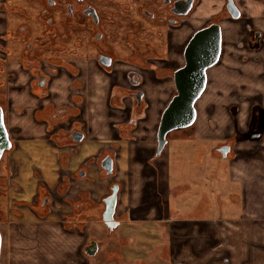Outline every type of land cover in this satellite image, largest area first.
<instances>
[{
  "label": "crops",
  "instance_id": "0c3cea01",
  "mask_svg": "<svg viewBox=\"0 0 264 264\" xmlns=\"http://www.w3.org/2000/svg\"><path fill=\"white\" fill-rule=\"evenodd\" d=\"M235 2L252 17L254 26L264 32V2ZM225 5L226 0L196 1L183 17V26L176 35L170 36V43L185 46L196 30L226 13ZM219 20L223 28V49L220 61L207 69L206 91L196 104L200 123L191 131L179 129L181 134L176 136L215 140L213 134L220 135V141L211 152L224 162L228 173L225 189H229L233 200L227 204V216L231 217L221 220L222 229L207 225L204 234L194 229L193 236H196L192 246L180 243L173 236L176 230L187 227L190 220L186 216L169 218L172 240L157 248H162V254L165 252L167 257L165 247L175 249L176 243L179 244L180 249L173 254L171 264H264V158L233 156L236 148L248 149L254 143L264 151V121L259 123L262 113H256L257 126L261 128L254 132L258 134L254 136L256 139L241 137L227 156L216 150L253 118L248 109L250 105L239 102L259 92L264 94V47L259 50L239 47L244 35L240 24L225 16ZM162 52L164 54L158 55L151 50L148 68L142 70L144 79L139 87L144 91V104L135 124L130 122L133 100L130 97L112 100L111 95L116 87L128 88L121 72L138 65L137 53L130 55L129 63L118 65V81H114L111 73L100 67L94 57L75 59L73 67H52L48 71L52 81L45 89L46 96L36 90L33 83L26 82V70L19 71L18 86L13 87L12 92L15 99L3 101L5 124L12 142L6 156L8 174L4 176L7 195L10 199L24 201L14 210L10 206L11 220L3 223L10 225H6L5 235L0 230L2 238L15 231L11 237L13 249L9 253L11 264H116V258L118 264H130L115 250L121 247L118 239L111 241L118 234V223L109 233L102 221L104 199L116 183L119 184L116 210L122 221L145 218L149 207L163 215L179 212L168 199L175 187H184L181 181H172L174 166L167 157L170 148L165 151L164 147L156 155L161 114L175 94L173 72L176 67L158 68L155 57L166 58L179 67L184 63V55L174 48H164ZM77 77H80L78 92L73 94L71 81ZM262 104L264 107V101ZM46 107L51 111L65 110L68 114L50 119L40 114ZM74 130L83 134L81 141L72 137ZM100 151L114 160V174L105 172ZM172 154L175 158L179 156L175 150ZM174 183L177 186H171ZM139 207L141 211L133 217L130 210ZM214 207L215 204L206 208L217 211ZM91 215L102 223L96 232L88 227ZM201 220L204 219L198 221ZM195 224L199 229V223ZM105 234L108 237H104ZM92 238L102 243L98 254L104 259L98 260V254L85 255L84 246ZM121 241L128 242L126 237ZM221 241H224L223 247H220ZM106 249L112 253L107 255Z\"/></svg>",
  "mask_w": 264,
  "mask_h": 264
},
{
  "label": "flooded vegetation",
  "instance_id": "af4514ba",
  "mask_svg": "<svg viewBox=\"0 0 264 264\" xmlns=\"http://www.w3.org/2000/svg\"><path fill=\"white\" fill-rule=\"evenodd\" d=\"M133 1L0 0V75L2 76L0 78V84L5 83L7 86L12 85V87L18 86V73L20 70H26V82L33 83L34 88L46 96L48 93L45 89L52 81V76L48 71L52 67L56 69L59 65L67 68L73 67L75 64L74 60L81 59L84 56H86L84 57L86 59L94 57L97 64L106 69L108 73H111L114 81H118V74L115 69L118 68L119 64L129 63V58L134 53H137L139 59L138 65L121 72L124 82L129 84L128 88L116 87L111 95L112 100L116 98L120 99L121 97H130L133 100V117L130 122L135 124V120L142 114L141 109L144 104V91L139 86L144 79L142 70L148 68L151 60V50H146L148 44H145L146 47H141V49L135 46L136 43L128 42L130 44H125L126 47L124 46L122 49L128 46L129 52L124 57L119 56V50L121 48L115 44L114 35H136L137 32L139 33L137 35H168V37L176 35L177 31L183 26V17L185 15L182 14V10H184L186 3L184 0H137V4ZM196 1L198 2V0H193V5ZM261 1L264 2V0ZM227 2L228 0H226L225 5L226 13L220 15V17L225 16L240 24L244 35H242L243 39L238 43L239 47L256 50L261 49L264 45V32L254 26L252 17H249L244 9L236 4L235 0L234 3L239 11V16H232L227 9ZM142 17L148 23H153L159 28L150 31L151 29L148 28V24L143 21ZM219 18L213 19L210 23H219L221 35L223 36V28ZM169 39L171 38L166 39L163 45L165 47L154 46L152 51L157 53L161 47L167 48V50L174 48L181 53L183 52L184 55L185 46H175V44L173 45L174 42L170 43ZM71 46L81 49L76 50L75 48L70 53H66V49ZM222 49L223 42L221 40V52ZM78 51H81V53L77 55ZM82 51H85V53H82ZM73 55L77 56L73 57ZM220 56L215 64L220 61ZM155 59H158V68L169 65L176 67L174 71L178 68L174 62L172 63L166 58L155 57ZM205 91L206 87L198 98L199 100ZM252 100L257 103V100H261V98L259 96H253ZM43 113L50 119H53L56 116L64 117L67 111H51L50 107H46L40 114L42 115ZM263 115L264 111L260 116L259 123L264 121ZM256 129L258 130V126ZM250 136H258V134L253 132L250 133ZM229 139L220 143L216 149L222 155L226 151V154L223 156H227L233 149V144ZM9 151L10 149L5 150L1 155L0 165L3 162L4 155ZM156 155H158L157 150ZM107 156L110 155L103 156V153L100 151L99 157H101L102 167L103 161ZM103 168L107 173V169L105 167ZM114 168L115 166L113 164L111 173L107 174H114ZM105 209L102 213H104ZM130 211L132 216L135 217L138 216L141 209L140 207L132 208ZM114 220L117 221L118 225L122 221L121 214L117 213L116 208ZM106 225L109 228V233H112L115 230L113 227L117 224L111 225L106 223ZM96 241L92 238L84 246V252L87 257L96 256L100 252L101 247L103 248L102 243L97 242L96 252L94 254H88L86 250H92V247L89 245L92 242L96 243ZM165 249L166 251L167 249L171 250L172 257L176 252L170 246L165 247ZM106 251L108 252L107 255L112 253L108 249Z\"/></svg>",
  "mask_w": 264,
  "mask_h": 264
},
{
  "label": "rangeland",
  "instance_id": "374dc122",
  "mask_svg": "<svg viewBox=\"0 0 264 264\" xmlns=\"http://www.w3.org/2000/svg\"><path fill=\"white\" fill-rule=\"evenodd\" d=\"M133 2L137 4V0H134ZM142 19L144 22H146V24H148V28L151 29L150 31H154L155 29L159 28L153 23H148L143 17ZM137 34L139 33L137 32L136 35H114L115 44L119 48H121L119 50V56L124 57V55L129 52L128 46L127 48L122 49L125 44H130L128 42L136 43L135 46H137L138 48H145L148 44L146 50H152L154 46L164 47L163 45L165 44L166 39L168 40V38H170V36L168 37V35L160 36ZM162 47L159 50L158 55L164 54L162 52L164 48ZM75 48L76 50L81 49L75 46H71L68 47L65 52L70 53V51L75 50ZM80 53L81 51H78L77 55ZM82 53H85V51H82ZM77 55H73V57ZM115 70L117 71V74H119V69L116 68ZM19 76L20 73L18 74V78ZM0 78H2L1 75ZM79 78L80 77H77L76 79L71 81L72 88L74 90L73 94H77L78 92V89H76V87L78 81L80 80ZM12 92V85L7 86L5 83L0 84V104L2 105V107L3 101H7V99L11 98L15 99V95H12ZM257 96L261 98V100H257V103L252 100V97H249L248 99L243 98L239 102L244 103L245 105H250L248 106V109H251V116L253 118L246 122L244 128L240 129V131L237 130L234 135L230 137L229 141L232 142L233 146L240 140L241 137L242 139H245L246 136L251 137L250 133L261 130V128L258 130L254 129V126L256 125L257 127L256 113L263 114L264 111V107L262 104L264 101V94L262 92H259ZM198 101L199 99L196 101V103H198ZM206 112L209 113L208 110H206ZM262 117H264V115ZM199 123L200 119H198L196 116L194 123L188 127H185L184 129H188V131L194 130L198 127ZM180 130H172L167 134V144L164 148L165 151H167L168 147L170 148L167 157L168 160L171 161V164H173L174 166V178L172 177V181H181L180 185L185 187L180 189V186L177 188L175 187L177 186V183L172 184L171 186L174 185L175 191L168 197V199L171 200L173 207H176L179 212L177 213L176 211H173V213L163 215L158 209H155L156 205H154L153 207L155 210L151 211V207H149V211L147 212L148 214L146 213V216L143 219H130L121 221L120 225L116 229L118 232L117 235L121 237H118L116 235V237L114 236L111 238V241L115 242V240L118 239V243L121 247H116L115 250L120 251L123 254L124 258L130 264H171V261L173 262L172 252L170 249H167L166 257L165 252L164 255L162 254V248H157V245L161 246L162 243L167 244V242H170L168 240H172L170 235L173 229L170 228L169 218L176 219L186 216L190 220L189 223H187V227H184V229L176 230L177 233H173V236H175V239H178L180 243L185 245L189 244L190 246H192L196 236H193L194 229H197L199 233L203 234L207 231L205 229L207 225L211 228L220 227L222 229L223 221L221 222V220L224 217H231L230 215L227 216L229 209L227 207V204L233 200L228 193L229 189L227 187L225 189V183H227L229 179L228 173L225 169L224 162H220L219 158L214 156V154L211 152V149L220 141V139H218L220 135L213 134L216 137L215 140L210 138L201 140L195 138L192 135L176 136L177 134H181ZM251 138L256 139V137ZM169 139L170 144H168ZM174 150L177 151L176 155H179L178 157L176 156V158L172 154ZM6 156L7 154L4 155L3 162L0 165V230L3 231L4 235V232H6V225H10L3 224L11 220L9 216L10 206L11 210H14L18 206H22V203H24V201L10 199V197H8L7 195V183L4 179V176L8 174ZM233 156H235V158L241 159H263L264 151L260 145L254 143V145L248 149L236 148ZM178 175L180 177H176ZM9 200H11V202ZM204 201H207V203L204 204V206H200L199 204H203ZM155 202L156 200L149 204ZM220 202L224 203L221 204ZM214 204V209L217 211H214L213 209L208 210L206 208ZM141 206H147V204H142ZM237 210L239 211V213H241L239 210V206ZM11 217L13 216L11 215ZM200 218H203L204 220L198 221ZM90 219L91 223L90 225L88 224L89 230L92 229V232H96V230L99 228V226L102 225V223L97 220V217L95 215H91ZM195 223H199V229L195 228ZM201 225H203L202 227L204 228H201ZM14 233L15 231L13 233L9 232L4 237L5 239L3 238L0 253V264H11L9 261V253L10 250L13 249L11 237ZM165 233H168L167 238L165 236ZM104 237H108L107 234H105ZM122 237L127 238V244L122 243ZM221 242L222 245L220 247H223L224 241ZM178 245L179 244L176 243L175 246V250L177 252L180 249ZM192 249L196 252L194 247H192ZM104 258L105 257L101 254H98L97 256L98 260ZM116 259L114 260V262L118 264V261Z\"/></svg>",
  "mask_w": 264,
  "mask_h": 264
},
{
  "label": "water",
  "instance_id": "95a60500",
  "mask_svg": "<svg viewBox=\"0 0 264 264\" xmlns=\"http://www.w3.org/2000/svg\"><path fill=\"white\" fill-rule=\"evenodd\" d=\"M184 1L186 5L184 10H182V14L186 15L193 6V0ZM227 9L232 16H239V11L234 0H228ZM221 40L220 24L212 22L196 30L187 41L184 48V64L178 67L173 74L176 93L164 108L158 125V155L166 146L167 134L169 132L188 127L195 121V103L206 87L207 69L219 59ZM72 137L75 141H81L83 134L79 131H73ZM11 146L12 142L4 120V109L0 104V157L5 150L11 149ZM220 150L223 151L222 149ZM225 154L226 151L223 152V155ZM103 167L107 169V173H111L113 167L112 157L107 156L104 159ZM111 190V194L104 199L106 209L103 213V220L107 224L114 225L117 224V221L114 220V212L117 204L118 184L113 185ZM89 246L92 247V250H86V252L94 254L97 250V243L92 242ZM1 247L2 234L0 232V253Z\"/></svg>",
  "mask_w": 264,
  "mask_h": 264
}]
</instances>
